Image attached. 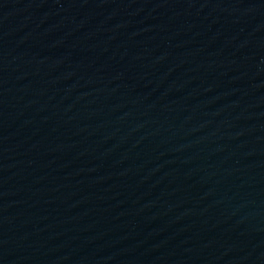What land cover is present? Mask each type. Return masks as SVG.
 <instances>
[{"label": "water", "instance_id": "obj_1", "mask_svg": "<svg viewBox=\"0 0 264 264\" xmlns=\"http://www.w3.org/2000/svg\"><path fill=\"white\" fill-rule=\"evenodd\" d=\"M0 264H264V0H0Z\"/></svg>", "mask_w": 264, "mask_h": 264}]
</instances>
